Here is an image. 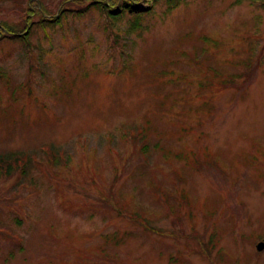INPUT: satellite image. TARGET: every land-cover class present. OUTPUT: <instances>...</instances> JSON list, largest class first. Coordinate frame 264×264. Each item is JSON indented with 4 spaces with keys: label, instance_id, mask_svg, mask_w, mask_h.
I'll return each instance as SVG.
<instances>
[{
    "label": "rangeland",
    "instance_id": "374dc122",
    "mask_svg": "<svg viewBox=\"0 0 264 264\" xmlns=\"http://www.w3.org/2000/svg\"><path fill=\"white\" fill-rule=\"evenodd\" d=\"M36 1L0 0V264H264L261 0Z\"/></svg>",
    "mask_w": 264,
    "mask_h": 264
},
{
    "label": "trees",
    "instance_id": "16d2710c",
    "mask_svg": "<svg viewBox=\"0 0 264 264\" xmlns=\"http://www.w3.org/2000/svg\"><path fill=\"white\" fill-rule=\"evenodd\" d=\"M67 1L68 0H63L61 3L64 4ZM88 1H90V4L92 6H95L97 9L105 10L106 15L111 19L119 18L123 13L130 14L132 17H134L132 27L137 26L138 23L140 22V21H138L139 17L141 15H143L144 13H147L149 11V9H146L144 11L137 9L136 4L138 2H140L141 0H88ZM117 1L121 2L120 3L121 8H120V11L115 14V13H113L112 8ZM144 1L155 4V3L159 2V1H163V0H144ZM164 1L169 3L170 5H174L173 3H175V1H177V0H164ZM27 2L29 3L30 1L27 0ZM261 2L264 4V0H261ZM30 5H32V3ZM34 5H36L38 7V2L37 1L34 2ZM85 8H87V6ZM41 9H42L43 13H46V17H43L42 21H44L47 24H51V23H54L56 21H59V17H55V14H53V13L48 16L49 13L47 12V10H45L46 8L44 6H42ZM82 10L83 9H80L79 11L82 12ZM59 12L61 13L62 10H60ZM9 23L10 22H8V21L0 20V34L1 35H7L8 34V35H10V37H19L23 34L25 35V33H23V32H21L20 35H16L17 32L19 31L18 27H15ZM131 130H133L134 133H137L136 131H138L136 128L131 129ZM45 148H46L45 150L41 151V154H43L47 159H50L49 160L50 164H57L60 161H65L64 155L61 154L60 152H53L52 153V151L49 147L45 146ZM23 160H25V157L21 156V155H16L13 160L7 161V162L4 161L3 157H0V174L4 173V174L8 175L15 168H20V169H22L21 171L24 172L26 170V168L29 166L27 165L28 163H24ZM20 162L23 163L22 166H20ZM30 163H33V162L31 161ZM216 237H217V232L212 231L211 234L209 235V239H208L207 243H203L202 247H204L206 251H208L210 249V248H208V246L214 247ZM260 238H261V235H258L257 239H260Z\"/></svg>",
    "mask_w": 264,
    "mask_h": 264
},
{
    "label": "water",
    "instance_id": "95a60500",
    "mask_svg": "<svg viewBox=\"0 0 264 264\" xmlns=\"http://www.w3.org/2000/svg\"><path fill=\"white\" fill-rule=\"evenodd\" d=\"M264 247V244L263 243H259L258 245H257V248L260 250V249H262Z\"/></svg>",
    "mask_w": 264,
    "mask_h": 264
}]
</instances>
